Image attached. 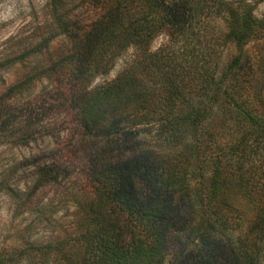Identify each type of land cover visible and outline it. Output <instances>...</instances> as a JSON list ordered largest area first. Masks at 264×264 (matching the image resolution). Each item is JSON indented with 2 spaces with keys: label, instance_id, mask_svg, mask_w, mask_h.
Returning <instances> with one entry per match:
<instances>
[{
  "label": "trees",
  "instance_id": "trees-1",
  "mask_svg": "<svg viewBox=\"0 0 264 264\" xmlns=\"http://www.w3.org/2000/svg\"><path fill=\"white\" fill-rule=\"evenodd\" d=\"M72 1L48 0L68 47L37 100L65 115L17 136L53 138L34 156V185L77 172L89 188L63 264H264V76L241 53L264 18L242 0ZM210 17L225 26L214 42ZM160 30L166 42L146 50ZM227 43L236 53L221 61L215 47ZM127 48L119 73L88 88ZM18 86L0 92V139L12 134L4 98ZM23 252L0 253V264Z\"/></svg>",
  "mask_w": 264,
  "mask_h": 264
},
{
  "label": "rangeland",
  "instance_id": "rangeland-1",
  "mask_svg": "<svg viewBox=\"0 0 264 264\" xmlns=\"http://www.w3.org/2000/svg\"><path fill=\"white\" fill-rule=\"evenodd\" d=\"M242 1L252 5L254 16L264 18V0ZM90 11L89 6H77L73 12L85 18ZM204 26L212 42L225 32L218 17L208 18ZM166 40V31L160 30L144 48L152 51ZM67 47V40L57 33L51 20L48 0H0V92L19 84L4 98L8 111L15 112V119L6 126L12 134L0 139V253L15 248L24 251L13 259V264H63V255L72 252L68 245L80 227L82 207L91 197L77 172L34 185L33 163L41 157L34 156L50 147L53 138L38 135L27 143L17 140L24 129H33L65 115L63 109L44 110L37 100L54 85L56 74L63 70L53 62ZM134 53L133 48L123 51L105 73L90 78L88 88L114 78ZM235 53L231 43L223 48L215 47L221 61ZM241 53L264 76V34L261 38L253 37ZM57 133L65 138L67 131L60 129ZM54 241L67 244L48 254L29 248Z\"/></svg>",
  "mask_w": 264,
  "mask_h": 264
}]
</instances>
